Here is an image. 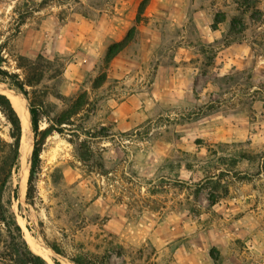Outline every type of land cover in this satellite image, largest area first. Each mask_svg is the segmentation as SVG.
Wrapping results in <instances>:
<instances>
[{
	"label": "rangeland",
	"instance_id": "obj_1",
	"mask_svg": "<svg viewBox=\"0 0 264 264\" xmlns=\"http://www.w3.org/2000/svg\"><path fill=\"white\" fill-rule=\"evenodd\" d=\"M143 1L0 0L3 69L22 74L19 55L60 58L57 90L65 97L87 92L91 102L72 125L42 121L41 130L63 133L46 138L33 204L26 195L34 133L26 125L33 134L25 192L20 159L11 207L24 240L36 255L31 245L48 250L50 259L39 255L47 264H75L76 257L91 264H264V0H147L139 44L114 59L108 81L93 89L99 60L135 25ZM179 49L187 60L176 63ZM159 70L168 74L154 97ZM139 91L142 107L123 106ZM48 102L51 118L66 109L53 97ZM207 102L219 110L192 116ZM8 133L0 111V135ZM81 141L93 151L89 163L78 158ZM199 166L227 170L221 186L200 187ZM0 264L17 262L5 256Z\"/></svg>",
	"mask_w": 264,
	"mask_h": 264
},
{
	"label": "trees",
	"instance_id": "obj_2",
	"mask_svg": "<svg viewBox=\"0 0 264 264\" xmlns=\"http://www.w3.org/2000/svg\"><path fill=\"white\" fill-rule=\"evenodd\" d=\"M147 0H144L138 10L135 25L129 29L126 36L119 42L111 43L103 57L97 64L98 76L93 82V89L102 87L108 81V69L111 62L127 54L128 51L139 44V29L140 24L146 18L144 11L147 6ZM84 17L89 18L88 14L81 13ZM234 28V27H233ZM218 44H209L203 46L202 52L205 53L206 49L213 50ZM230 44L227 41L223 46ZM211 62L206 65V68L212 66ZM17 68L22 71V74L12 73L0 64V84L8 85L10 89L22 94L28 101L29 114L34 133V147L31 155L30 175L28 179L27 195L28 202L34 203L36 198V179L41 167V154L47 136L58 131L60 134L62 130H56L52 126L41 130V123L44 119L52 122L55 125H72V119L78 117L83 112H87L90 107V100L88 93L82 92L73 97H65L58 90L57 85L61 81L63 75L64 64L60 58L54 60L46 59L44 56L39 55L37 58H28L23 55L18 56ZM201 75L206 76L207 71L200 72ZM46 82L53 83L47 85ZM197 99L198 96L195 92ZM53 97L66 105V109L51 118V112H47L46 108L49 107L48 98ZM216 102H207L200 106L197 110L193 111L192 116L200 118L203 115L218 111L219 108L215 106ZM0 111L9 125L8 138L0 135V245H4V250L0 252V258L5 256L16 261L17 264H47V262L39 255L34 254L28 247L24 240L23 232L17 223V220L12 212V198L17 197V191L12 190V181L15 174L20 169V146L22 140V123L20 117L13 107L10 99L0 93ZM191 116V117H192ZM189 117V118H191ZM218 147V146H216ZM219 148V147H218ZM209 156H216L214 149L208 150ZM78 158L84 162L89 163L93 159V151L86 141H81L77 146ZM240 158L246 159V155H240ZM203 162L206 161L202 159ZM230 166H237L238 160L231 159ZM187 170H192L191 163H183ZM183 164H180L182 166ZM202 172L203 179L200 181L199 186L203 187L209 184H217L221 186L222 176L227 170L216 169L213 166H199ZM197 192V191H196ZM226 194L227 190H223ZM219 195L216 193L211 194L209 201L211 204L216 203ZM52 249L58 253L62 252L57 247ZM72 261L75 264H91L87 258L76 257Z\"/></svg>",
	"mask_w": 264,
	"mask_h": 264
},
{
	"label": "bare ground",
	"instance_id": "obj_3",
	"mask_svg": "<svg viewBox=\"0 0 264 264\" xmlns=\"http://www.w3.org/2000/svg\"><path fill=\"white\" fill-rule=\"evenodd\" d=\"M0 93L5 94L10 101L12 102L14 108L19 113L23 124L25 125V130L22 136L21 140V146H20V159L21 161V182H20V193L23 196L25 192V184L26 179L28 175V164H29V157L31 155L32 151V138L30 131L28 130V127L26 125H29L31 122L29 118V109L27 106L26 101L14 90L8 89V88H2L0 84ZM35 253L38 255L50 259V255L48 250H45L39 245H31Z\"/></svg>",
	"mask_w": 264,
	"mask_h": 264
},
{
	"label": "crops",
	"instance_id": "obj_4",
	"mask_svg": "<svg viewBox=\"0 0 264 264\" xmlns=\"http://www.w3.org/2000/svg\"><path fill=\"white\" fill-rule=\"evenodd\" d=\"M148 53V50L146 49L145 50V54ZM147 55V54H146ZM146 57V56H145ZM187 60V57L183 56V52H182V49H179L175 52V57H174V61L176 63H181V62H184ZM114 62V61H113ZM166 73L163 72V70H159L156 77H155V80L152 84V95L154 97H157V91H158V87L159 85L162 83V81H165V78L168 74L167 70H165ZM145 93L144 91H139L137 93H133L132 95L128 96L126 98V100L123 102V106L126 105L128 107L130 106H134L135 109H138L140 107L143 106L144 102H145V97H144ZM130 111V110H129Z\"/></svg>",
	"mask_w": 264,
	"mask_h": 264
}]
</instances>
